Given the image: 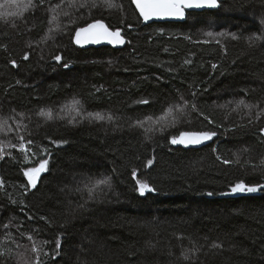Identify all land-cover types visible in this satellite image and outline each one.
Returning <instances> with one entry per match:
<instances>
[{
  "label": "trees",
  "instance_id": "16d2710c",
  "mask_svg": "<svg viewBox=\"0 0 264 264\" xmlns=\"http://www.w3.org/2000/svg\"><path fill=\"white\" fill-rule=\"evenodd\" d=\"M109 2L0 0V264H264V190L231 194L264 183V0L147 26L131 0ZM96 21L125 47L75 46ZM200 131L216 135L198 149L170 142ZM43 159L32 189L23 173Z\"/></svg>",
  "mask_w": 264,
  "mask_h": 264
},
{
  "label": "snow or ice",
  "instance_id": "6c2138e0",
  "mask_svg": "<svg viewBox=\"0 0 264 264\" xmlns=\"http://www.w3.org/2000/svg\"><path fill=\"white\" fill-rule=\"evenodd\" d=\"M44 0H39L40 4H43ZM133 2L136 5V8L139 10L140 17L143 18L144 22L151 21L153 19H167V18H176V19H184L185 18V10L186 9H215L221 7V0H133ZM104 4L107 8H116L117 5L114 3L109 2V0H104ZM84 6V5H81ZM95 0H93L92 7H96ZM0 7H3V5H0ZM59 7V5H57ZM67 15V13H65ZM55 19V17H53ZM208 37H213L214 34L209 31L206 33ZM218 35L223 36L224 33H219ZM190 39V37H188ZM232 38L236 39V35L232 34ZM254 39H260L259 36L255 37ZM75 42L77 44L83 45L84 43H92V44H100L102 42H107L108 44L112 45H122L125 43L124 36L121 34L120 29L112 30L109 28L108 25L104 24L102 21H96L95 23L89 24L87 27H81L75 32ZM205 43H208L210 41H204ZM219 43V41H216ZM24 59H28V55L25 54ZM55 59L59 61L61 59L60 56H56ZM186 63H191V61H186ZM12 64L15 66L16 62L12 61ZM64 67H68L67 64L64 65ZM217 66L212 65V68L215 69ZM194 95V94H193ZM181 100H183V97H181ZM80 101L73 99L72 106L73 110L76 111L77 115L81 114L80 108L76 107L77 105H80ZM138 104H148V100H139L137 101ZM187 101H184V104H187ZM240 105H244L245 107H251L250 105H246L244 100H240L237 102V108L240 107ZM175 107L176 112L183 113L184 109L183 107L176 105V106H169L166 110V114H172L173 108ZM191 107L195 109V104H192ZM41 116H45L48 119L52 118V111L49 109L47 111L42 110L40 112ZM87 118H91L95 121H103L105 119L112 121L114 117L110 114L105 115L101 113H87ZM164 117L158 118L157 122H159V119H163ZM146 120H152V116H147L145 120H137L135 126H139L141 128L144 127V123ZM175 121V117L173 118ZM75 122L70 121V123ZM149 129H145V131H148ZM164 129H161L163 131ZM261 132H264V129H260ZM216 135L215 131H200V132H183L180 134L179 138L173 136L171 138L172 144H182L185 146L188 145H199L204 143L205 141L211 140ZM21 140H23V137H21ZM28 144H31L32 141H28ZM21 152H27V145L21 144L20 149ZM2 151V149H0ZM2 158V156H0ZM224 163H229V161L225 160ZM264 163V161H262ZM153 164V159H149L147 161V166H151ZM48 165V159H43L38 162V166L28 168L24 171V176L28 178V184L31 186L32 189H35L37 186V182L40 178V174L43 172H46ZM136 175V171L133 170V176ZM110 178H105L102 180L96 181V186L100 184H109ZM136 184L138 185V191L140 195H144L146 192H154L155 189L152 188L149 184L146 182H142L140 180H136ZM0 186H3V180L0 179ZM264 190V183L261 184H255V185H249L245 184L243 181H240L236 183L234 186L231 187V194H253L258 193ZM92 189H89V192H91ZM209 196L212 195L211 192L208 193ZM91 198V197H90ZM12 203H15V201H12ZM81 207H83L81 205ZM31 219V217H29ZM44 219V218H41ZM7 227V225H5ZM28 239L31 240L32 237L29 235ZM47 243V241H45ZM60 240L57 239L55 243V251L51 254V259L55 260L56 257L60 256L61 253L59 251L60 249ZM151 246V245H150ZM154 247V246H153ZM213 248L220 247L218 244H213ZM33 251L37 252L38 250L33 247ZM50 254L48 252H45V256H49ZM184 260H189L190 257L187 254L183 255ZM36 264H42L39 255L36 257ZM43 264H47V262H43Z\"/></svg>",
  "mask_w": 264,
  "mask_h": 264
},
{
  "label": "water",
  "instance_id": "95a60500",
  "mask_svg": "<svg viewBox=\"0 0 264 264\" xmlns=\"http://www.w3.org/2000/svg\"><path fill=\"white\" fill-rule=\"evenodd\" d=\"M131 2H132V5H133L134 9L136 10L139 18L143 21V18L140 17V15H139V10L136 8L135 3L133 2V0H131ZM217 9L218 8H215V9H207V8H205V9H186L185 10V18L184 19H176V18L153 19V20L148 21V22H144L143 21V24L145 26H147V25H151V24H162V23H183V22L186 21L187 16L190 13H201V12H204V11H215ZM104 24H106V23H104ZM121 34H122V32H121ZM74 43H75V45L78 48H81V49L108 47V48H112V49L118 50V49H123L125 47V45H126V41L122 45H112V44H108L107 42H102L100 44L84 43L83 45H81V44H77L75 42V37H74ZM206 143H207V141H205L204 143L199 144V145H188V146H185V145H182V144H173V145L174 146H178V147H183V148H195V149H198V148H201V147L205 146Z\"/></svg>",
  "mask_w": 264,
  "mask_h": 264
},
{
  "label": "rangeland",
  "instance_id": "374dc122",
  "mask_svg": "<svg viewBox=\"0 0 264 264\" xmlns=\"http://www.w3.org/2000/svg\"><path fill=\"white\" fill-rule=\"evenodd\" d=\"M103 185H105V186L107 185L108 186V184H100V185H98V187L103 186ZM233 195H235V194H233Z\"/></svg>",
  "mask_w": 264,
  "mask_h": 264
},
{
  "label": "bare ground",
  "instance_id": "6f19581e",
  "mask_svg": "<svg viewBox=\"0 0 264 264\" xmlns=\"http://www.w3.org/2000/svg\"><path fill=\"white\" fill-rule=\"evenodd\" d=\"M142 21V20H141ZM143 22V21H142ZM95 23V22H94ZM87 27V26H86ZM74 37H75V35H74ZM73 42H74V39H73ZM74 45H75V43H74ZM76 46V45H75Z\"/></svg>",
  "mask_w": 264,
  "mask_h": 264
}]
</instances>
